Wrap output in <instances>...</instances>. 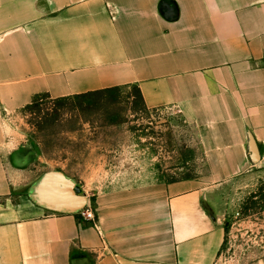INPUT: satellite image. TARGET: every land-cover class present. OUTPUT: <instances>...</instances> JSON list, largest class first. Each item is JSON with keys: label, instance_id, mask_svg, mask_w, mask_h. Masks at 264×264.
Instances as JSON below:
<instances>
[{"label": "crops", "instance_id": "1", "mask_svg": "<svg viewBox=\"0 0 264 264\" xmlns=\"http://www.w3.org/2000/svg\"><path fill=\"white\" fill-rule=\"evenodd\" d=\"M130 86L195 128L209 176L46 198L8 118ZM262 182L264 0H0V264H218Z\"/></svg>", "mask_w": 264, "mask_h": 264}, {"label": "rangeland", "instance_id": "2", "mask_svg": "<svg viewBox=\"0 0 264 264\" xmlns=\"http://www.w3.org/2000/svg\"><path fill=\"white\" fill-rule=\"evenodd\" d=\"M39 100L8 118L14 139L28 150L32 169L59 175L91 198L209 176L195 128L177 108L148 109L136 86ZM225 230L218 264H255L264 252V182L238 199Z\"/></svg>", "mask_w": 264, "mask_h": 264}, {"label": "water", "instance_id": "3", "mask_svg": "<svg viewBox=\"0 0 264 264\" xmlns=\"http://www.w3.org/2000/svg\"><path fill=\"white\" fill-rule=\"evenodd\" d=\"M46 183H49L50 188L45 193L46 198H65L67 197L69 192H72L74 194H81L80 191L72 184L71 182L65 180L63 177L59 175H45ZM60 180H63L65 182L71 183L73 185L72 190H66V186L64 183H62ZM63 202V201H62Z\"/></svg>", "mask_w": 264, "mask_h": 264}, {"label": "trees", "instance_id": "4", "mask_svg": "<svg viewBox=\"0 0 264 264\" xmlns=\"http://www.w3.org/2000/svg\"><path fill=\"white\" fill-rule=\"evenodd\" d=\"M107 91H108V90H107ZM100 92H104V91H100ZM100 92H93V93H87V94H83V95H76V96H72V97H68V98H74V99H86V98H90V97H92V96L98 95ZM139 93H140V91H139ZM140 95H141V93H140ZM42 96L49 97L48 95H40V96H37V97L33 100V102H32L30 105H28L25 109H30V108L36 106V105L39 103V101H40V100H39L40 97H42ZM63 99H66V98H63ZM57 100H59V99H57Z\"/></svg>", "mask_w": 264, "mask_h": 264}, {"label": "built area", "instance_id": "5", "mask_svg": "<svg viewBox=\"0 0 264 264\" xmlns=\"http://www.w3.org/2000/svg\"><path fill=\"white\" fill-rule=\"evenodd\" d=\"M82 221L84 222H95L96 221V212L89 208L82 214Z\"/></svg>", "mask_w": 264, "mask_h": 264}, {"label": "bare ground", "instance_id": "6", "mask_svg": "<svg viewBox=\"0 0 264 264\" xmlns=\"http://www.w3.org/2000/svg\"><path fill=\"white\" fill-rule=\"evenodd\" d=\"M62 183H64V185L66 186V190H69L71 187V184L70 183H68V182H64V181H62Z\"/></svg>", "mask_w": 264, "mask_h": 264}]
</instances>
